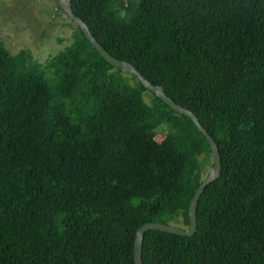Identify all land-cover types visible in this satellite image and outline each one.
Masks as SVG:
<instances>
[{"label":"trees","instance_id":"trees-1","mask_svg":"<svg viewBox=\"0 0 264 264\" xmlns=\"http://www.w3.org/2000/svg\"><path fill=\"white\" fill-rule=\"evenodd\" d=\"M69 3L218 149L194 232L146 230L142 264H264V0ZM56 7L71 41L43 61L0 41V264H134L140 225H188L198 157L212 165L211 151L188 116L107 63Z\"/></svg>","mask_w":264,"mask_h":264},{"label":"rangeland","instance_id":"rangeland-1","mask_svg":"<svg viewBox=\"0 0 264 264\" xmlns=\"http://www.w3.org/2000/svg\"><path fill=\"white\" fill-rule=\"evenodd\" d=\"M58 0H0V41L15 54L27 50L32 59L39 62L61 50L71 41V28L67 19L57 9ZM149 92L143 99L149 103ZM155 138L161 139L166 132L164 124L155 131ZM202 178L211 166V157H198Z\"/></svg>","mask_w":264,"mask_h":264},{"label":"water","instance_id":"water-1","mask_svg":"<svg viewBox=\"0 0 264 264\" xmlns=\"http://www.w3.org/2000/svg\"><path fill=\"white\" fill-rule=\"evenodd\" d=\"M58 6L65 13L67 18L71 20L75 25H77L80 30L83 32L85 38L89 44L99 53V55L110 65L118 68L125 74L133 75L138 82L148 91L153 93L159 99H161L165 104H167L174 111L188 116L193 122L197 130L204 136L212 155V165L209 167L207 174L200 181L196 189L194 190L187 206V217L188 225L186 227L173 225V224H164L159 222H145L140 225L134 235L133 241V261L134 264H142L141 261V240L143 233L146 230H159L168 233H174L182 236L191 235L196 227L195 221V205L203 188L210 182H212L220 171V160L218 155L217 146L213 138L208 134V132L201 126L197 117L189 109L182 107L181 105L175 103L171 100L163 91L162 87L159 85L151 84L146 78H144L130 63L118 60L112 57L109 53L106 52L104 48L97 42L94 36L90 33L87 25L76 15L72 13L69 0H58Z\"/></svg>","mask_w":264,"mask_h":264}]
</instances>
